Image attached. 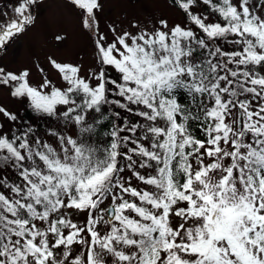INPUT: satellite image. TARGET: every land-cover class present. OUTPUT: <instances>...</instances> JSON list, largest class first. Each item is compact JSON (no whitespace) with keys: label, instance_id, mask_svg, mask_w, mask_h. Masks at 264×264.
Here are the masks:
<instances>
[{"label":"snow or ice","instance_id":"6c2138e0","mask_svg":"<svg viewBox=\"0 0 264 264\" xmlns=\"http://www.w3.org/2000/svg\"><path fill=\"white\" fill-rule=\"evenodd\" d=\"M43 3L0 13V55ZM63 4L91 64L48 55L57 81L33 84L0 63L30 113L0 103V264H264V0H167L178 19L126 28Z\"/></svg>","mask_w":264,"mask_h":264},{"label":"rangeland","instance_id":"374dc122","mask_svg":"<svg viewBox=\"0 0 264 264\" xmlns=\"http://www.w3.org/2000/svg\"><path fill=\"white\" fill-rule=\"evenodd\" d=\"M18 0H0V13L9 12V6H15ZM38 20L35 27L29 30L7 49L6 54L0 55V63L9 69H30V78L33 84L41 80L42 75H48L57 81V76L51 69L46 57L68 62H82L85 66L92 63V45L89 39L80 33L75 16L64 7L63 0H44L40 8L36 10ZM160 16H166L170 20L178 19L177 14L168 8L167 0H105L103 17L105 22L128 26L129 20L139 19L142 23H149ZM4 17L0 15V20ZM56 33H67L68 40L57 45L53 40ZM44 68L41 74L36 64ZM0 103L13 110H20L22 116L26 113L15 100L10 98L6 90H0ZM43 127V122H41Z\"/></svg>","mask_w":264,"mask_h":264}]
</instances>
